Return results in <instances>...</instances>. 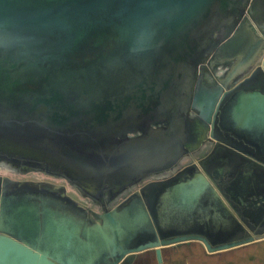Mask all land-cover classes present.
<instances>
[{"label": "water", "instance_id": "water-1", "mask_svg": "<svg viewBox=\"0 0 264 264\" xmlns=\"http://www.w3.org/2000/svg\"><path fill=\"white\" fill-rule=\"evenodd\" d=\"M256 1L0 0V164L62 177L102 211L91 222L57 193L0 189V264H123L149 250L160 260L169 244L211 253L264 237L244 228L264 212V156L248 149L223 146L249 166L232 199L200 171L116 199L205 139L194 136L229 84L264 74ZM227 107L236 129L264 127V98L240 90Z\"/></svg>", "mask_w": 264, "mask_h": 264}, {"label": "flooded vegetation", "instance_id": "flooded-vegetation-1", "mask_svg": "<svg viewBox=\"0 0 264 264\" xmlns=\"http://www.w3.org/2000/svg\"><path fill=\"white\" fill-rule=\"evenodd\" d=\"M259 1L260 0L254 2L249 9L251 18L253 17L254 20L258 23L260 21H264V2L262 1L260 3ZM200 72L203 74V77L206 80V86L211 87L216 85L217 79L215 75H219L218 72L214 74L212 71H210L209 68H202L199 70V73ZM207 72L210 77L207 76ZM263 81L264 74H261V72H259L255 74L254 78L250 82H245L240 86H237V84L234 83L229 84V91L227 95L223 98L216 114L214 113L215 115L212 114L211 116L212 123L206 122V132L201 130L199 135L194 136V138H197V140L199 141V139L202 137V133H205V139L201 138L199 145L194 150L187 151L173 165L165 168L163 171L151 173L139 179L136 183H134L120 195H118L116 197L117 201L122 202L130 198L131 196L142 194L141 192L148 193L156 187H159L163 190L165 187L173 183L185 180V178L190 177L195 171L204 173L207 176L208 180L211 183L213 182V185L216 184L214 186L220 195L226 196L228 199H232L236 194H238L232 192V188L236 187V185L240 181H243V173L247 171V164L244 162L236 161L235 159H232L233 157H229L228 153L223 150V146H234L239 149L250 150L251 144L247 141V131L236 129V127L233 125L232 120L227 117V106L238 91H247V85H249L251 82L256 83ZM192 86L193 87H191L190 89L191 96L201 91V88L200 86H198L197 82H195ZM184 93H186V91H184ZM187 116L190 119H193L195 117L202 118L201 116H199V112L192 107H190ZM162 125L166 126L165 123H162ZM151 126L153 128L156 127L152 124ZM159 126L161 125L159 124ZM140 135L141 132L137 131L135 134H131L130 136L135 137ZM237 180H239V182L236 184ZM19 181L12 182L13 187L25 188V183ZM17 183L20 185H18ZM242 185L245 186V182ZM245 206H247L246 203ZM99 211V213L102 212L101 208ZM97 213L98 212H95V214ZM136 259L137 258H135V256H132L123 264H135Z\"/></svg>", "mask_w": 264, "mask_h": 264}, {"label": "crops", "instance_id": "crops-1", "mask_svg": "<svg viewBox=\"0 0 264 264\" xmlns=\"http://www.w3.org/2000/svg\"><path fill=\"white\" fill-rule=\"evenodd\" d=\"M263 98L264 81L251 82L247 85V99L261 100ZM249 104L252 106L258 103L251 102ZM251 125L247 129V141L251 144L250 151L257 154L258 157H263L264 127ZM248 168L249 166H247ZM249 179L250 176L247 175V181ZM262 227H264V212H261L257 218L247 213V226L244 225L247 234H252L255 230H259ZM229 238L230 236L224 237V240H228ZM193 249H197L196 255L193 254ZM154 254L153 250L135 254L134 256L137 258L135 264H150L151 259L154 261V264H186L193 257L196 264H205L206 261H211L213 264H264V237L248 242L245 245L211 253L207 252L204 245L199 241L181 242L163 246L161 248L160 260H157Z\"/></svg>", "mask_w": 264, "mask_h": 264}, {"label": "rangeland", "instance_id": "rangeland-1", "mask_svg": "<svg viewBox=\"0 0 264 264\" xmlns=\"http://www.w3.org/2000/svg\"><path fill=\"white\" fill-rule=\"evenodd\" d=\"M20 180V181H19ZM25 183L26 190L43 191L49 194L57 193L60 197L75 201L76 207L87 211V219L91 222L98 221L95 212H100V207L87 197H83L79 190L71 185L62 177H56L45 174L43 172H20L16 169L6 165L0 164V189L1 190H15L12 182ZM18 182V183H19ZM17 183V184H18ZM20 185V184H18ZM66 203V200L63 201ZM197 249H193V254L196 255ZM194 257L186 264H196ZM150 264H154L151 259ZM205 264H213L211 261H206Z\"/></svg>", "mask_w": 264, "mask_h": 264}]
</instances>
